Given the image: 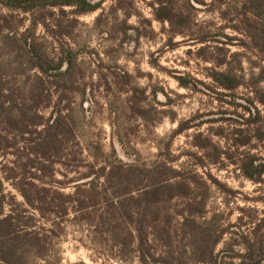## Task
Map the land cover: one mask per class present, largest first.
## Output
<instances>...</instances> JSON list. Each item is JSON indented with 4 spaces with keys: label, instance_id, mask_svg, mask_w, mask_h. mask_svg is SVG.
Returning <instances> with one entry per match:
<instances>
[{
    "label": "trees",
    "instance_id": "16d2710c",
    "mask_svg": "<svg viewBox=\"0 0 264 264\" xmlns=\"http://www.w3.org/2000/svg\"><path fill=\"white\" fill-rule=\"evenodd\" d=\"M188 1L191 5L192 0ZM105 2L0 0V8L8 10L0 14V149L8 148L6 139L12 130L19 131L16 127H26L22 135L30 133L33 137L30 144L35 146V156L29 159L28 165L31 171L11 178L16 180L12 185L24 202L13 200L6 213L3 199L7 197L6 187L0 173V264H61L62 245L71 226L82 232L90 231L91 243L83 238L81 242L92 248L103 264H111L113 260L120 264L135 261L139 264H264V220L253 221L255 225L247 230L241 222L225 225L217 214L204 218L211 183L220 185L209 170L204 171V176L197 168L175 165V159H169L164 153H170L168 146L160 147L164 157L152 162L136 159L127 162L115 146L112 153H106L102 141L87 133L86 125H92V120L85 102L91 82L83 74L84 67L87 55L100 61L104 58L101 52L91 50L87 42L76 41L77 17L73 22L68 21L69 25H64L60 18H52L55 10L65 14V9L70 7L75 16H81L103 9ZM114 2L112 14L123 10L125 19L109 17L103 9L94 25L110 41L112 50L118 52L114 45L122 47L134 39L138 41L141 32L130 23L136 15L135 0ZM176 2L156 0L154 3L156 18L169 24L172 49L178 46L174 38L185 35L194 22L188 13L177 8ZM242 7L247 15L244 19L247 30H244L263 54L260 61L252 63L251 75L245 72L244 53H234L232 59L226 54L214 62L205 55L210 48L207 45L198 52L201 57L205 55L206 62L213 63L207 67L212 86L191 74L174 75L180 86L203 92H206L204 88L211 89L216 99L235 106V110L198 124L181 121L172 133L177 135L207 122H236L235 138L224 139L226 146L202 133L196 136L194 145L205 152L204 156L195 155L197 164L208 169L226 159L243 176L260 183L264 180V153L254 151L253 147L264 144L261 108L264 106V0H246ZM105 17H109L107 30L101 23ZM40 27L45 29V35L39 33ZM212 40V33H206L199 42ZM107 48L105 54L113 62L107 69L123 86L121 95L128 96L118 104L111 103L114 119L119 122L130 112L157 126L167 111L147 102L146 91L133 86L134 76L119 65L121 53L111 54ZM152 65L160 67L153 61ZM105 79L109 83L107 76ZM243 86L251 89L245 103L236 101V91ZM152 96L160 103L157 87ZM228 96L232 98L230 101L225 99ZM43 106L52 109L47 120L40 113ZM170 117L175 121V114ZM119 133L123 140V132L119 130ZM225 134L224 127L218 128L216 135L225 138ZM72 143L81 146L83 151L88 150L96 163L78 177L60 178L56 165L64 162V153ZM236 147L247 150L235 156ZM178 199L185 202L174 212L170 205ZM175 218L179 220V230L174 228ZM226 235L230 238L218 251Z\"/></svg>",
    "mask_w": 264,
    "mask_h": 264
},
{
    "label": "rangeland",
    "instance_id": "374dc122",
    "mask_svg": "<svg viewBox=\"0 0 264 264\" xmlns=\"http://www.w3.org/2000/svg\"><path fill=\"white\" fill-rule=\"evenodd\" d=\"M155 1L135 0L136 15L131 17L130 23L139 27L141 36L138 41L134 39L122 47L114 45L116 47L114 49L118 52L112 50L110 41L104 38L99 32L100 28L94 25L96 18L103 9L109 14V17L116 16L125 19L123 10L112 14L114 0H106L103 9L81 16H75L72 11L73 8L70 7L65 9V14L60 10H55L56 15L52 19L60 18L64 25H69L68 21L73 22V19L77 17L79 23L76 24V32L74 33L76 41L87 42L91 50L101 52V56L104 58V61H100L96 58L90 59L87 55V63L84 67L83 74L86 80L91 82L88 88V99L85 102L92 120V122L90 120L92 125H86L87 133L102 141L106 153H112L113 146H115L118 154L127 162L136 159L149 163L160 158V156L164 157L165 153L169 159H175L173 162L175 165H183L188 169L197 168L204 176L209 170L220 185L211 183V197L204 218L209 219L217 214L225 225L241 222L245 223V229H252L251 227L255 225L253 221L264 220V180L256 183L246 178L239 169H236L235 164L229 163L226 159L204 169L197 164L195 156L196 154L198 156L205 154L204 151L194 145L197 135L202 133L204 137L213 138L215 143L225 145L226 140L224 139L235 138L233 132L237 127L235 126L236 122H207L203 126L196 125L177 135L172 133L181 121L191 120L198 124L203 120L208 121V119L219 117L224 112L235 110V106L216 99V95L211 89L204 88L206 92H203L180 86L174 75L191 74L212 86L213 81L208 77L207 67L213 63L206 62L203 57L206 55L215 62L226 54L232 59V55L239 52L244 53L245 72L248 76L251 75L254 66L252 63L260 61L259 58L263 54L254 47V40L245 31L247 26L244 19L247 15L242 6L246 0H223L221 2L219 0H192L191 5L188 0H177V8L188 13L194 22L185 35H178L174 38L178 46L173 49L169 42V24L159 21L154 14ZM1 13H8V10L0 8ZM109 17L103 18L101 22L105 30L108 27ZM39 33L45 35V29L40 27ZM206 33H212L214 40L200 43V37ZM49 37L51 39L50 34ZM206 45L210 48L201 57L198 50ZM107 47L110 48L111 54L121 53L118 60L119 65L134 76L133 86L141 87L146 91L147 102H153L158 109L167 111L166 117L157 126L147 124L146 121L135 117L130 112L122 117L119 122L114 119L113 113L110 111L111 103L118 104L121 98L125 99L128 96L127 93L121 95V87L123 86L118 84V81L113 78L115 75L107 69V65L113 63L105 54ZM152 61L160 64V67L156 68L152 65ZM106 76L109 78V83L105 79ZM154 87L158 88L160 103L154 101L152 96ZM249 93H251V89L246 86L239 88L236 91L238 97L236 101L245 103L244 99ZM130 96H132V92ZM56 97L55 94L54 100ZM225 99L230 101L232 98L228 96ZM79 100L77 94L76 101ZM261 108L264 111L263 105ZM51 111L50 107L43 106L40 108V113L45 120L50 118ZM238 111L244 113L242 108H239ZM173 114H175V121L170 117ZM200 114H206V116H199ZM225 116H230V114ZM220 127L225 129V138L216 135ZM29 128L33 130L32 126ZM14 129L19 131L12 130L9 132V138L6 139L8 148L0 149V173L5 181V193L7 194V197L3 198L5 213L9 210L8 204L13 200L19 203L24 202L21 193L12 185V181L16 180H11V178L17 174L28 175L26 173L30 170L28 167L29 159L35 156V146L30 144L31 139H33L32 135L29 133L23 136L21 132L27 131L26 127ZM119 130L123 132V140ZM120 140L125 141V143H121ZM167 146L171 154L167 152L162 154L160 147ZM245 150H247L246 147L240 149L236 147L235 156ZM253 150L264 153V144L255 145ZM206 160H209L208 157ZM63 161L62 164L56 165L57 175L60 178L78 177L86 173L90 169V165L96 163V159L90 152L86 149L83 151L81 146L79 147L76 143L70 144L64 153ZM71 190L70 188L67 191ZM184 202L185 200L178 199L170 205V209L176 212ZM178 221V218H175L174 228H177L176 230H179ZM82 238L91 243L90 231L86 229L82 232L73 226L69 228L67 241L62 245L63 260L61 264H103V261L92 248H87L82 244ZM229 238L230 236L226 235L224 242L219 244L218 251L225 246V242ZM111 264L120 263L113 260ZM133 264H139V262L135 261Z\"/></svg>",
    "mask_w": 264,
    "mask_h": 264
}]
</instances>
